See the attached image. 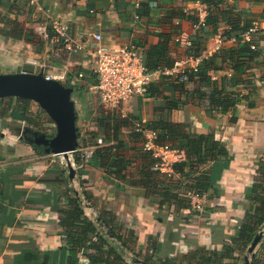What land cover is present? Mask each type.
I'll return each mask as SVG.
<instances>
[{"label": "crops", "instance_id": "obj_1", "mask_svg": "<svg viewBox=\"0 0 264 264\" xmlns=\"http://www.w3.org/2000/svg\"><path fill=\"white\" fill-rule=\"evenodd\" d=\"M137 1L0 0V73L29 67L54 79L64 75L66 80L61 81L74 88L80 144L93 141L92 134L104 139L100 147L118 144L113 133L107 138L106 128L108 121L118 119V137L125 143L119 152L129 159L123 178L109 172L98 156L84 164L75 158L77 171L72 180L63 158L34 146L27 136L34 126L13 117V107L7 109L10 103L4 101L0 105L2 112L6 110L4 115L0 110V264H93L91 254L98 250L75 242L82 228L73 218L78 197L86 201L85 215L97 228L90 239L107 240L105 253L117 248L126 264L164 260L168 264H243L250 245L245 248L243 240H237L239 231L246 215L255 211L257 191L264 194V55L247 71L245 82H233V70L227 66L210 71L212 81L235 101L229 112L220 113L192 96L180 108L162 110L167 98L149 93L119 107L98 109L97 104L103 106L95 91L99 45L134 44L144 51L146 63L155 65L186 53L188 38H194L204 51L212 49L217 34L230 28L223 23L216 34L208 35L211 30L204 25L195 34L193 16L184 11L195 14L196 5L190 0H141L140 7ZM218 1L224 10L260 21L254 39L257 48L264 49V0ZM40 6L65 22L84 49L69 56L56 35L49 40L40 36L34 28ZM98 33L100 40L95 37ZM237 44L234 39L225 40L218 53ZM217 62L222 67L220 58ZM80 72L84 77H79ZM162 79L155 76L153 82L163 87ZM186 85L192 90L207 88L197 75ZM165 95L183 96L179 90H166ZM38 107L35 101L29 105L32 111ZM154 119L183 124L185 136L176 144L185 147L193 139L205 152V138H209V143L219 141L223 146L224 152L214 162L199 165L210 176L202 213L164 199L165 190L157 180L164 177L165 186L166 176L148 177L151 159L142 149L143 135L135 134V124ZM54 156L57 159H49ZM189 157L198 158L192 151ZM255 254L264 259V244L257 245Z\"/></svg>", "mask_w": 264, "mask_h": 264}, {"label": "trees", "instance_id": "obj_2", "mask_svg": "<svg viewBox=\"0 0 264 264\" xmlns=\"http://www.w3.org/2000/svg\"><path fill=\"white\" fill-rule=\"evenodd\" d=\"M191 2H194L196 0H190ZM207 6L209 7V13L206 20V26L209 30L207 34H216L218 32L219 27L223 23H227L230 28L229 30L223 32L222 37L225 40L234 39L238 42L237 46L232 47L229 50L224 51L223 53H218V50H216L214 53H212L207 58L203 59V61L200 63L198 67V71H189L187 70L184 73H180L176 76L174 75H167L163 74L160 77H162L163 81V87H161V84L154 83L153 81L148 85L146 93H149L151 96H163L164 98H167L166 100V107H162L161 109H173V108H180L182 107L188 97H197L198 101H204L202 103L209 104V107L211 109H216L220 113H225L231 111L235 106V101L232 100V97L225 94L224 91L218 87L215 81H212L213 75H211L210 71H217L219 69H224L227 66L228 69L233 70V82H245L248 81L247 77L245 78V74H247V71L254 67V64L259 60L261 56L264 55V49H253L252 43H256V40L253 39L252 41H245L242 37V33H244L251 25V20H248L243 16L242 13H235L233 10H224L220 7L218 0H201ZM217 4V5H216ZM185 13L190 16H193V22H196L198 17L191 13L186 9H184ZM206 30V27H205ZM195 36V35H194ZM198 37V34L196 35ZM194 47L189 48L192 49L191 51L188 50V52L195 53L197 55L203 53V49L200 48L199 43H196L194 38L192 39ZM196 48V50H195ZM220 58L222 60V67L218 64L217 60ZM177 58H165V61H163L160 64L155 65H148L147 66L151 70H155L158 68H172L174 66V63ZM198 76L199 80L202 82L203 85H205L206 89H189L187 87V81L194 80V78ZM166 90H171L172 92H175L177 90L181 91L183 96L180 98H172L170 96L165 95ZM164 93V95H163ZM8 100L9 103L14 102V105H8L7 109L12 108L11 115L15 118L22 119L26 121L27 123L34 126L35 130L37 131H44L45 127H40V123L37 121L36 117L39 116V113H35L36 111H32L29 108V105L31 102H33L30 99L26 98H19V97H6V98H0V105ZM1 108V107H0ZM2 114L4 115L6 110H4ZM37 110H40L41 112H45L42 110V108L39 106ZM39 118V117H38ZM51 122H53L50 119ZM140 122L141 126L143 128L155 130L158 133V141L159 143H168L173 147L179 148L183 152V159L176 161L173 163V170L174 174L178 175V180H175V175L172 174L171 176H168L166 173L162 172L159 169H154V165L158 162V159H156L153 154L150 151H146L147 155L150 157V167L148 177L151 175H164L166 176V179L168 180L167 185L163 186V184L166 182L164 181V177L159 181L157 180V183L161 182V188H164V196L165 200H169L170 203L173 205L178 204H186L190 205L191 200L186 196V192L189 190L200 192L201 194L207 192L208 187V181L207 179L210 177L209 172L206 170L200 171L202 162L203 164L208 165L210 162H214L216 158L220 156L222 152H224L223 146L219 144V141H215L213 143H209V138H205V142L207 143L205 152H202V149L198 147L197 144H195L194 140L191 139L189 143L184 147L183 145L176 144V141H178L181 137L185 136V132L183 129L182 123H176L172 122L170 120L166 119H159V120H151L149 122H142L141 120H138L136 123ZM54 123V122H53ZM124 124H129L128 120L123 119ZM135 124V128H136ZM107 131L109 132V136L107 138L113 137L119 141L116 145H107L104 147H99L93 157H99L101 160V164L109 172L117 173L118 176H122L123 169L126 168V166L129 164V159L119 152V149L125 146V143L123 139L118 137V132L120 129V123L118 122V119H114L111 121H108L106 123ZM31 130V129H30ZM138 130V126H137ZM136 135H143L141 130H138L135 132ZM95 137V138H94ZM93 141L99 139L100 137H97V134H92L90 136ZM203 139H199L198 141L201 142ZM86 144V143H85ZM38 148V147H37ZM117 148V149H114ZM194 153L196 156H198L197 159L192 160L189 155ZM77 162L79 161V164L81 163V156L79 153H75ZM148 157V158H149ZM188 167V170L186 168ZM204 172V173H203ZM187 175V180L183 181V176ZM168 176V178H167ZM124 178V176H122ZM148 182V181H147ZM179 196L183 197V200L180 199ZM255 199L258 201L254 213L247 214L245 217V220L241 226V229L239 231V237L237 240H243V243H245V248H247L254 239L255 235L261 231L262 228H264V194L259 193L257 191L255 195ZM79 200V201H78ZM82 198L78 197L77 199V206L74 207V219H76L75 225L80 226V234L79 238L75 239L76 243L81 244H87V247L96 248L98 250L97 253L91 254V262L93 264H126L125 259L123 258V255L118 251V249L111 247L108 252L105 253L103 250V244L107 242V240L94 242L92 239H90V234L93 232H96L97 228L93 220H91L87 215H85L84 210V203H82ZM87 200V197H86ZM86 218V219H85ZM112 233L113 230L109 229ZM116 236V235H115ZM120 239V237H117ZM124 244V243H123ZM264 244V235L262 240L260 241L259 245ZM264 259L259 257L258 254H255L251 264H264ZM150 261V260H149ZM206 261V260H205ZM204 261V262H205ZM263 261V262H262ZM262 262V263H261ZM155 264H168L167 260H164L163 262L155 263Z\"/></svg>", "mask_w": 264, "mask_h": 264}, {"label": "built area", "instance_id": "obj_3", "mask_svg": "<svg viewBox=\"0 0 264 264\" xmlns=\"http://www.w3.org/2000/svg\"><path fill=\"white\" fill-rule=\"evenodd\" d=\"M30 1L36 3V0ZM194 3L196 5L195 14L198 17L197 21L193 22V30L196 34L201 26L206 25L209 7L201 0H196ZM136 6H141V0L136 2ZM39 9L40 19L34 28L40 36L45 40H49L53 34L56 35L61 40L63 48L69 56L84 49L82 41L77 40L71 35L69 26L65 22L55 18L44 7L40 6ZM259 26L260 21L258 19L252 20L250 27L242 33L244 40L252 41L259 31ZM95 37L100 40L102 36L98 33ZM216 37L218 42L212 49L203 51L199 55L187 51L176 59L172 68H158L155 70H151L147 66L144 51L134 44L113 47L101 44L95 50L98 58V65L95 70L98 83L95 86V91L100 96L102 103L111 107H119L130 99L144 96L148 85L155 79V76L160 77L163 74L176 76L187 70L198 71V67L203 59L219 50L221 44L224 42L221 34H217ZM185 44L187 48L194 47L191 38H188ZM252 48L257 49L256 43H252ZM78 75L79 77H84L85 74L84 72H80ZM46 77L52 79L51 75H47ZM60 78L62 81L66 80L64 75H61ZM137 126L138 130H141L143 134L142 149L150 151L158 159L153 168L161 170L168 176L174 174L173 163L183 159V152L168 143H159L157 131L143 128L140 122L137 123ZM103 144L104 139L100 137L96 141H90L84 145L80 144L74 153H79L81 163L84 164L93 158L96 150ZM186 196L191 200L192 206L199 213L205 210L207 203L205 193L201 194L197 191L188 190Z\"/></svg>", "mask_w": 264, "mask_h": 264}, {"label": "water", "instance_id": "obj_4", "mask_svg": "<svg viewBox=\"0 0 264 264\" xmlns=\"http://www.w3.org/2000/svg\"><path fill=\"white\" fill-rule=\"evenodd\" d=\"M19 97L35 101L53 120L55 131L34 130L30 142L48 154L63 158L70 179L76 177L74 152L80 145L78 115L74 88L58 79H48L44 72L24 67L18 72L0 73V98ZM98 221L100 219L98 218ZM264 235L259 231L244 256L243 264H251L255 249Z\"/></svg>", "mask_w": 264, "mask_h": 264}, {"label": "rangeland", "instance_id": "obj_5", "mask_svg": "<svg viewBox=\"0 0 264 264\" xmlns=\"http://www.w3.org/2000/svg\"><path fill=\"white\" fill-rule=\"evenodd\" d=\"M14 102L15 101H13V102H11L10 104L11 105H14ZM109 107V106H108ZM97 108L98 109H108L107 108V105H104L103 104V106L99 103V104H97ZM111 108V107H110ZM43 110V109H42ZM35 113H39V116H37L36 117V119H37V121H39V122H43V123H40V126H39V128L41 127H46L45 128V130L46 131H50V132H54L55 131V124L53 123V122H51L50 121V116L46 113V112H41L40 110H36V112H34V114ZM35 115H37V114H35ZM39 117V118H38ZM52 120V119H51ZM53 121V120H52ZM41 150V149H40ZM52 158H56L57 159V156H54V157H51V158H49V159H52ZM59 162H60V160H59Z\"/></svg>", "mask_w": 264, "mask_h": 264}, {"label": "flooded vegetation", "instance_id": "obj_6", "mask_svg": "<svg viewBox=\"0 0 264 264\" xmlns=\"http://www.w3.org/2000/svg\"><path fill=\"white\" fill-rule=\"evenodd\" d=\"M33 134H34V130H29L27 133L28 138L31 139V137H33Z\"/></svg>", "mask_w": 264, "mask_h": 264}]
</instances>
